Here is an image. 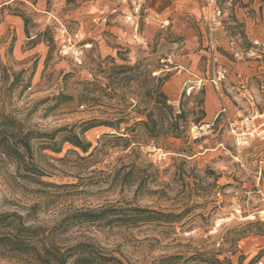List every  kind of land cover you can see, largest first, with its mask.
<instances>
[{"label": "rangeland", "instance_id": "374dc122", "mask_svg": "<svg viewBox=\"0 0 264 264\" xmlns=\"http://www.w3.org/2000/svg\"><path fill=\"white\" fill-rule=\"evenodd\" d=\"M4 1L0 121L15 119L35 134L22 160L0 149V214L5 215L0 237L33 226L26 233L36 248L15 250L0 240V264H42L37 252L45 245L66 248L83 240L124 264H219L213 257L264 264V142L239 154L218 123L204 135L193 130L214 119L206 115L205 87L216 65L231 70L223 87L249 77L258 106H264V60H240L256 73L252 69L240 77L232 69L233 48L247 49L254 39H264V0H219L227 19L215 32V49L206 45L201 27L205 0H147L151 21L142 25V33L148 47L129 44L130 29L121 21L92 22L91 31L84 32L63 17L47 22L28 3L1 6ZM20 14L27 35L35 39L23 41L16 26L6 22ZM166 18L170 24L163 26ZM60 23L90 44L82 63L60 53ZM169 54L191 75L162 71L161 58ZM188 77L208 81L188 95L183 91ZM160 79L168 104L181 114L180 137L167 136L175 121L167 110L154 112L156 126L147 116ZM74 134L82 145L89 143L88 151L71 142ZM108 205L185 214L172 223L136 225H106L79 215ZM170 255L174 258L161 259Z\"/></svg>", "mask_w": 264, "mask_h": 264}, {"label": "built area", "instance_id": "2783aa9c", "mask_svg": "<svg viewBox=\"0 0 264 264\" xmlns=\"http://www.w3.org/2000/svg\"><path fill=\"white\" fill-rule=\"evenodd\" d=\"M112 5L108 10L101 11L92 17L95 25H108L112 22H123L130 29L127 42L142 47H148L149 41L142 33V25L150 23L151 14L147 6V0H110ZM208 7L203 16L202 26L206 45L210 49L218 46L215 32L223 29L226 24L227 14L223 4L219 0H205ZM163 26L170 24V19L161 21ZM57 40L59 51L62 55L71 57L78 63L83 62L84 48L89 43L82 42L80 33L72 30L64 23H60ZM232 53L237 60H264V39H254L247 49L233 48ZM162 71H174L177 74L187 73L184 65L175 63L173 55L169 54L161 58ZM230 68L225 65H216L213 68L212 77L209 81L221 91V96L226 99L212 122H203L193 126L194 132L204 135L213 130L215 123L221 125L230 137L236 151L241 154L243 150L251 147L254 142H264V106H258L257 95L249 90L246 83L240 82L228 88V92L221 87L230 75ZM155 71L154 74H159ZM184 73V74H185ZM206 81L203 77H188L184 81L183 91L190 95L195 90L204 89ZM232 102V105H229Z\"/></svg>", "mask_w": 264, "mask_h": 264}, {"label": "trees", "instance_id": "16d2710c", "mask_svg": "<svg viewBox=\"0 0 264 264\" xmlns=\"http://www.w3.org/2000/svg\"><path fill=\"white\" fill-rule=\"evenodd\" d=\"M25 22L26 18L23 14ZM164 80L160 79L159 84L156 86V96L154 97V103L147 116L153 121L156 126L158 124L155 119L154 112L158 110L161 114L167 110L174 116L175 121L173 122V130L171 134L175 137L182 136V130L178 123V119L181 114H175L173 107L168 104L167 95L161 90V85ZM89 127H85L83 131H86ZM35 133L30 131H24L20 128L19 124L15 119H5L0 121V149L17 160H22L26 153L31 151V138ZM43 134V133H40ZM45 134V133H44ZM47 136V135H46ZM75 139H71L75 145L83 148L84 151H88V145H82L77 134H74ZM70 140V139H69ZM185 211L180 213L175 212H164L149 207L142 206H126L117 207L114 205L103 206L95 209L88 208L79 213L83 217V220L89 222H103L106 225L111 224H125V225H136L140 222H166L172 223L180 221L184 217ZM5 215L0 214V221H3ZM23 232L20 233V229H17L15 234H5L0 237V240H7L12 248L15 250H21L28 252L29 249H35L36 246L33 243L34 239L32 236H28L26 231L33 232L35 228L33 226H23ZM261 231H257L260 233ZM22 234V235H21ZM37 257L42 264H124L123 261L116 255L111 254L105 249L94 242L83 240L66 248H61L53 243L47 247L44 246L42 252H37ZM47 259H46V258ZM174 258L173 255L164 256L162 260H170ZM212 260L219 264H233L230 258L225 257L224 259L213 257Z\"/></svg>", "mask_w": 264, "mask_h": 264}, {"label": "crops", "instance_id": "0c3cea01", "mask_svg": "<svg viewBox=\"0 0 264 264\" xmlns=\"http://www.w3.org/2000/svg\"><path fill=\"white\" fill-rule=\"evenodd\" d=\"M17 1L19 3H28L31 9L37 12L39 15H42V17L45 18L47 22L52 20L54 17L56 18L63 17L68 22L79 26L81 30H83L84 32L91 31L90 29L93 26L91 18L94 15H97L101 11H103L101 10V6L103 4L107 5L106 8H110L111 6L110 0H5L1 4V6L9 5ZM193 3H194V7H196V2ZM62 9H65V12L61 13ZM6 22L12 23L16 26L17 32L19 33L23 41L33 40L36 38V35H32L30 37L27 35L23 16L9 15L6 17ZM201 27L203 26L201 25ZM232 67H233L232 68L233 73H238L240 77L242 75L248 74L252 69H254L253 67L252 69L249 68L246 62L240 60L234 61ZM261 67L263 68L264 65ZM191 69L193 71H196L197 63L194 68L191 66ZM256 72H257L256 69H254V73ZM245 79L248 83L247 86L249 90L254 92L251 84H249L250 83L249 77L248 78L244 77L243 80ZM238 83L240 82H235V83L230 82L227 84L228 85L227 87L222 86V88L224 89V91L228 92V88L231 89L233 86L237 85ZM205 90H206V94H205L206 115L207 118L212 119L214 118V115L218 111L221 104L225 101V99L221 96V91L218 88H216L212 83L206 86ZM228 96L229 95L226 96V99L228 98Z\"/></svg>", "mask_w": 264, "mask_h": 264}, {"label": "bare ground", "instance_id": "6f19581e", "mask_svg": "<svg viewBox=\"0 0 264 264\" xmlns=\"http://www.w3.org/2000/svg\"><path fill=\"white\" fill-rule=\"evenodd\" d=\"M263 210V209H262Z\"/></svg>", "mask_w": 264, "mask_h": 264}]
</instances>
